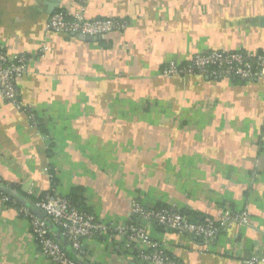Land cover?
Masks as SVG:
<instances>
[{
  "label": "crops",
  "instance_id": "1",
  "mask_svg": "<svg viewBox=\"0 0 264 264\" xmlns=\"http://www.w3.org/2000/svg\"><path fill=\"white\" fill-rule=\"evenodd\" d=\"M57 11L127 26L98 41L47 33ZM0 46L27 57L20 103L45 134L0 99L3 185L39 197L53 180L56 194L80 197L104 224H127L134 201L175 207L193 222L245 213L247 225L208 243L142 225L181 264L264 260V78L160 75L198 53L264 55V0H0ZM84 243V264L145 263L119 237ZM0 264H53L8 204H0Z\"/></svg>",
  "mask_w": 264,
  "mask_h": 264
},
{
  "label": "built area",
  "instance_id": "2",
  "mask_svg": "<svg viewBox=\"0 0 264 264\" xmlns=\"http://www.w3.org/2000/svg\"><path fill=\"white\" fill-rule=\"evenodd\" d=\"M126 26V21L118 18L89 20L82 12L67 16L64 12L57 11L48 19L46 32L103 38L112 32L124 31ZM45 51L47 47L43 45L41 52ZM27 61L25 55L10 57L6 49L0 46V99L26 113L32 126L36 127V118L29 108L21 105L17 88L18 80L27 72ZM160 75L165 78L202 76L210 79L252 82L264 78V55L245 51L198 53L184 63L168 62L161 68ZM0 184H3L1 179ZM28 195L32 194L28 193ZM17 202L0 192V204H8L20 215L28 218L38 252L53 264H79V262L71 258L65 247L55 240L48 223H52L59 230L68 248L77 257L85 255V241L105 235L110 239L119 237L124 250L133 253L137 259L147 264L181 263L166 255L157 243L148 240L143 223L154 224L205 243L213 241L220 229L233 225H247L245 213L226 211L216 221L204 219L193 222L175 207L154 210L136 201L131 206L133 219L127 224H104L92 214L78 211L67 199L56 194L54 188L30 205L20 203L21 206L17 208L15 207ZM33 208L41 210L44 218L37 217L32 211ZM263 261L257 256H252L245 259L242 264H258Z\"/></svg>",
  "mask_w": 264,
  "mask_h": 264
},
{
  "label": "water",
  "instance_id": "3",
  "mask_svg": "<svg viewBox=\"0 0 264 264\" xmlns=\"http://www.w3.org/2000/svg\"><path fill=\"white\" fill-rule=\"evenodd\" d=\"M81 37H84V36H81ZM84 38L88 41H91V40L98 41L101 39V37H94V38L84 37ZM0 192L12 197L13 199H15L16 201H18L19 203H21L23 205H30L31 204V202L26 197H24L23 195L19 194L15 190H12L11 188H9L3 184H0ZM32 211L35 213V215L37 217H39L41 219L44 218V213L41 210L33 208ZM48 226H49L51 231H53V229L55 228L52 223H48ZM55 235H56V241L59 242L58 239H61L60 234L55 233ZM63 245L65 248L68 247V244L65 240H63ZM77 260H78L79 264H84L81 257H77ZM142 263H144V262L142 261Z\"/></svg>",
  "mask_w": 264,
  "mask_h": 264
},
{
  "label": "trees",
  "instance_id": "4",
  "mask_svg": "<svg viewBox=\"0 0 264 264\" xmlns=\"http://www.w3.org/2000/svg\"><path fill=\"white\" fill-rule=\"evenodd\" d=\"M36 128L40 131V133L42 134V135H45L44 134V131H43V128H42V126L40 125V122L36 119ZM51 188L52 187H54V182H53V180H52V183H51V186H50ZM50 188V189H51ZM18 189V188H17ZM17 191H19V189L17 190ZM20 192V191H19ZM48 192H50V190L49 191H47L46 193H48ZM46 193H44V194H42V195H40L39 197H32V195H25V194H23L22 192H21V194L24 196V197H26L30 202H36L38 199H40V197H42V196H44ZM72 198L71 199H67L68 201H69V203L74 207V208H76L78 211H80V212H84V213H87V214H90L89 213V211H87V209L84 207V206H82V204H81V201H82V199H80V197H77V198H73V195L71 196ZM19 206H21L20 205V203H16L15 204V207H19ZM151 209H154V208H151ZM154 210H159V209H154ZM131 219H133V218H131ZM157 226V225H156ZM36 245H37V243H36ZM65 250L67 251V253H68V255L71 257V258H74V259H76L77 260V255L75 254V253H73L68 247L67 248H65Z\"/></svg>",
  "mask_w": 264,
  "mask_h": 264
}]
</instances>
